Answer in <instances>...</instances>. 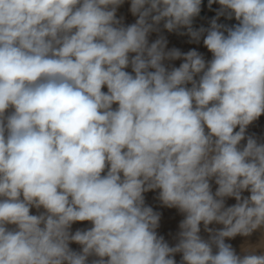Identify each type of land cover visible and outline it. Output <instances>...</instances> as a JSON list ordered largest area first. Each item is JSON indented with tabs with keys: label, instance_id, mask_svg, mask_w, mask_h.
Here are the masks:
<instances>
[{
	"label": "clouds",
	"instance_id": "1",
	"mask_svg": "<svg viewBox=\"0 0 264 264\" xmlns=\"http://www.w3.org/2000/svg\"><path fill=\"white\" fill-rule=\"evenodd\" d=\"M124 2L0 0V264H264V231L243 255L225 243L264 230V142L246 135L264 115V0H208L198 29L202 0H130V25ZM161 22L211 60L149 43ZM155 190L184 216L175 246Z\"/></svg>",
	"mask_w": 264,
	"mask_h": 264
},
{
	"label": "rangeland",
	"instance_id": "2",
	"mask_svg": "<svg viewBox=\"0 0 264 264\" xmlns=\"http://www.w3.org/2000/svg\"><path fill=\"white\" fill-rule=\"evenodd\" d=\"M116 16L117 18L123 17V23L125 25H130L132 23H135L137 17L133 16L132 13L130 12V0H125L124 4L118 7ZM223 24H226V23H223ZM227 25L231 26L234 24H227ZM201 26L207 28L210 26V24L209 22L208 23L204 22L200 18H197V19L195 18L193 20V27L198 29ZM159 27L161 29L159 33L153 32L149 35L148 37L149 43L154 42L160 35H163L168 41L167 49L177 48L183 53H186L191 49H196L199 53H201L204 56L206 61L211 60L212 54L203 45V39H201V42L199 44L189 43V37L187 35H179L177 32H168L166 29L163 28V22H161ZM181 31H184V29H181ZM130 55H134V54H130ZM182 62H183L182 60H175V61H165L164 63L166 66L179 67V65ZM125 70L128 72L132 71L131 67ZM102 90L106 92L107 88L104 87ZM115 107L116 105H113V108ZM249 126L246 130V135H254L258 139V141L264 142V128H263L264 127V115H261L256 121H254ZM238 130H239V127L235 129V131H238ZM241 144L242 145L246 144V140L242 141ZM210 184H211L212 192L214 194L218 185L215 184L214 179L210 181ZM158 193H159V190L149 191V192L144 193L145 204L146 206L152 207L154 211L159 212L161 214L160 221H159V227L156 229L158 236H163L164 240L169 244V246H175V244L177 243L176 237H177V233L179 232V224L184 219V216L176 208H168V207L163 206L160 200L158 199ZM242 196L248 197L250 196V192L244 191L242 193ZM235 203H236V200L234 197L225 198L226 207L232 206ZM43 211H44L43 208L37 210L36 208L33 207L30 209V214L37 215ZM91 226H92L91 222H88V221L76 222L72 225L71 231L75 232L77 229H88ZM209 227L213 229H221L223 225L213 223V224H210ZM200 228H201V231H200L201 237L207 240L209 238V233L204 231L203 223H201ZM262 231L264 230H257L253 232L252 235L249 237L237 235L234 238H226L225 243L231 244V246L233 247L237 255H243L244 248L248 246H255V244L257 245L260 242ZM69 246L74 251H77V252L81 251V246L79 244L70 243ZM213 251L215 253L216 251L215 248L213 249ZM256 251H257V254L264 252L263 249H257ZM96 258L97 257H90L89 262L92 259H96ZM173 258L175 259L176 264H181V258H182L181 253L175 254Z\"/></svg>",
	"mask_w": 264,
	"mask_h": 264
},
{
	"label": "crops",
	"instance_id": "3",
	"mask_svg": "<svg viewBox=\"0 0 264 264\" xmlns=\"http://www.w3.org/2000/svg\"><path fill=\"white\" fill-rule=\"evenodd\" d=\"M220 5L218 3H214L212 5L211 10L208 8V0H202V5H201V12L199 16L195 17L202 19L204 22L208 23L210 20L215 17L216 15V10H218ZM194 18V19H195ZM218 23H226V24H236L237 21L235 19L232 20H227L225 17H220Z\"/></svg>",
	"mask_w": 264,
	"mask_h": 264
},
{
	"label": "bare ground",
	"instance_id": "4",
	"mask_svg": "<svg viewBox=\"0 0 264 264\" xmlns=\"http://www.w3.org/2000/svg\"><path fill=\"white\" fill-rule=\"evenodd\" d=\"M105 87H106V86H105ZM254 124H255V123H254ZM249 127H250V126H249ZM255 128H256V127H255ZM263 128H264V127H263ZM263 128H262V129H263ZM249 130H250V129H249ZM254 131H255V130H254ZM258 132H260V131H258ZM258 132H257V133H258ZM261 133H262V132H261ZM255 134H256V133H255ZM258 134H259V133H258ZM215 186H216V185H215ZM177 216H178V215H177ZM174 222H175V221H174ZM174 224H175V223H174ZM8 227H9V228H12V227H15V226H13V225H9ZM173 229H174V228H173ZM173 240H174V239H173ZM255 245H256V244H255ZM215 250H216V249H215ZM263 250H264V249H263ZM89 258H90V257H89ZM181 259H182V258H181Z\"/></svg>",
	"mask_w": 264,
	"mask_h": 264
}]
</instances>
